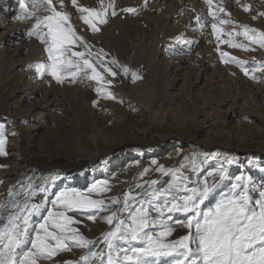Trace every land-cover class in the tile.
<instances>
[{"label": "bare ground", "instance_id": "obj_1", "mask_svg": "<svg viewBox=\"0 0 264 264\" xmlns=\"http://www.w3.org/2000/svg\"><path fill=\"white\" fill-rule=\"evenodd\" d=\"M147 1L76 0L73 5L72 0H63L61 8L60 0H53L56 10L68 14L69 22L93 52L103 49L108 54L105 60L115 58L130 69L125 75L122 67L109 64L117 72L112 77L97 63L105 80L112 81L109 86L83 73L75 81L65 74L63 83H57L47 73L41 79L30 65L50 61L40 56L44 45L35 36L25 34L35 19H16L18 0H0V132L8 138L9 164L0 171L4 179L0 202L14 195L29 157L39 159V152L52 142L67 143V136L59 139L52 135L54 128L49 122L59 111L66 120L63 125L68 124L64 134L73 129L76 133L71 144L77 154L75 162L66 165L68 169L49 166L51 173L64 174L58 175L54 183L51 181L46 192H39V203L43 201L44 206L30 218L32 228L42 220L58 190L85 188L101 177L112 176L128 163L167 156L174 149H198L209 167H226L229 182L242 173L256 188L264 186V71L254 70L264 65V48L243 36L228 35L242 32L243 25L264 32V19L253 21L242 15L244 2H233L235 16L220 18L230 23L221 27L217 40L211 25L218 23L197 0H151L153 8L142 11ZM101 3H114L118 13L113 16V9H109L107 23L98 24L100 30L93 32L81 19L87 13L78 8L99 10ZM31 8L28 6L29 11L35 10ZM129 8L135 11H124ZM48 14L44 9V16ZM229 39L251 50L224 43ZM221 52L242 61L249 75L236 62L225 63ZM131 71L142 79L133 82ZM98 87H107L116 98L140 107L147 124L127 114L97 116L90 107L88 90L104 96L96 91ZM5 89L10 92L3 101L1 93ZM177 115L185 118L175 126L172 119ZM118 121L122 122L120 127L115 125ZM102 142H106L104 146ZM29 246H22L18 252Z\"/></svg>", "mask_w": 264, "mask_h": 264}, {"label": "snow or ice", "instance_id": "obj_2", "mask_svg": "<svg viewBox=\"0 0 264 264\" xmlns=\"http://www.w3.org/2000/svg\"><path fill=\"white\" fill-rule=\"evenodd\" d=\"M210 2V0H209ZM31 3L33 9L43 7L48 15L43 17L36 15L35 11H29L28 4ZM73 5L76 0H72ZM19 14L16 19L27 21L35 19V23L26 31L28 37L35 36L46 46L48 60L50 63H37L30 67H35V71L42 79L47 73L51 75L57 83H63L65 74L73 81L85 74L86 78L97 81L99 84L111 85V80H105L104 76L97 69V63L103 67L104 72L112 77L117 75L109 64L122 67L125 75L130 69L121 66L115 58L105 60L108 55L103 49L98 52L91 50V45L85 41L84 37L77 34L73 25L69 22L68 14L56 10L53 0H18ZM60 7H63V0H60ZM109 9H113L111 14L116 15L114 3L104 5L101 3L99 10L95 8L80 7L78 11L87 13L81 19L93 32L100 29L98 24L107 23L106 15ZM248 11V6H245ZM133 12L134 9H124ZM223 12V8L220 9ZM264 15V13H261ZM215 19V13L213 14ZM256 17H253L255 19ZM197 22L200 17H196ZM230 23L221 20L220 24ZM217 40H220L222 29L216 23L211 25ZM203 28V25H201ZM242 32L230 33V36H243L252 43L264 48V32H258L247 25L242 26ZM231 47H239L242 50H251L243 44H237L229 39L224 41ZM82 46L83 51L74 50ZM70 54V56H69ZM221 58L225 63L229 60L236 62L243 69V62L235 57H229L227 53L221 52ZM74 57L75 59H72ZM95 61V62H94ZM249 75L247 69H243ZM264 71V65L254 69ZM90 73V75H89ZM133 82L142 79L135 71H131ZM256 79L255 76L251 77ZM98 93H104L106 98L115 99L114 94L107 87H98ZM7 137L0 133V156L6 155ZM232 163L231 160L228 161ZM160 171H165L161 166ZM173 177V182L168 189L176 187L181 177L177 171L169 170ZM220 180L227 178V171L221 167L217 173ZM52 179H55L53 177ZM155 183V182H153ZM252 185L250 178L241 177L240 182L233 185L234 191L224 195L219 199L214 207L201 212L200 205L204 204L217 187L216 183L209 184L207 180L198 187L183 190L188 193L180 200H176L164 207L156 206L153 201L160 195L165 194L168 189H162L152 194L150 200L135 203V197L127 193L121 200L113 198L111 204H121L119 211L127 213L126 218H120L117 212L104 217L107 224L113 227L104 235L106 246L105 251H89V254L81 259L85 264H91L93 260L104 261L107 257V264H160L161 258H171L167 264H264V186L256 188ZM46 192L47 188L39 189ZM109 190L107 182H100L88 190V193L79 191L60 192L53 208L48 211L38 227L32 228L30 218L39 213L44 206V202L33 203L30 199L23 204L14 205L16 211L7 217L5 223L0 224V264H38L40 259H50L61 251H70L72 246L88 248L92 243L79 229L72 225L78 223L73 217L67 215L70 211L81 209H97L106 211L104 200L92 199L89 193ZM258 193L254 196L252 193ZM35 193L30 192L29 197ZM5 205L0 203V209ZM151 210L159 214L152 217ZM191 213L185 220H177L181 227L189 229V233L178 240L168 242L166 238L172 234L174 228L167 224L164 219L165 212ZM0 216V221H4ZM88 219L95 221L96 216L90 215ZM157 223L164 224L165 227L157 235L146 231L150 225ZM114 241H125L128 244L139 242L141 246L133 247L131 255L125 254L121 257V250H117ZM30 244L27 251L18 252L22 246ZM195 244V248L192 245ZM197 257H199L197 259ZM65 264H72L71 261Z\"/></svg>", "mask_w": 264, "mask_h": 264}, {"label": "rangeland", "instance_id": "obj_3", "mask_svg": "<svg viewBox=\"0 0 264 264\" xmlns=\"http://www.w3.org/2000/svg\"><path fill=\"white\" fill-rule=\"evenodd\" d=\"M205 9L206 12H210V16L215 13V21L219 24L218 19L221 20L225 17L235 16V8L234 3L236 2H244L243 9L237 10V12L241 11V14L247 17L254 16V13H258L253 21H263V16L260 14L264 12V0H197ZM248 2V3H247ZM250 2V3H249ZM252 2V3H251ZM258 2V4H257ZM154 1L148 0L146 2L145 7L142 11H146L150 8H153ZM246 4V5H245ZM255 5V6H254ZM257 5H259L257 7ZM30 8L31 3H29ZM152 6V7H150ZM245 6H248L249 10L245 11ZM254 7V8H253ZM223 8V12L220 9ZM260 8V9H257ZM33 9V8H31ZM166 9V8H165ZM256 9V10H255ZM34 10V9H33ZM61 10V9H58ZM36 15L43 17L44 16V8L40 7L34 10ZM254 11V12H253ZM256 11V12H255ZM115 12L118 13V10L115 9ZM261 12V13H259ZM253 16H252V15ZM218 15V16H216ZM224 16V17H222ZM222 17V18H221ZM221 18V19H220ZM181 21L184 19L182 17L179 18ZM224 25V24H223ZM221 25L220 27H222ZM226 26V23L225 25ZM147 31L150 32V29L147 28ZM223 40V39H221ZM42 45V43L39 42ZM44 45V44H43ZM45 47V48H44ZM44 50L42 53L40 52V56L42 58L48 59V54L46 52V46L44 45ZM70 56V54H69ZM73 59V57H72ZM90 92V107L94 111L97 116L103 115L104 117L111 116L112 114H127L132 115L134 120H141L144 125L147 124V119L145 116L140 114L142 112L141 108L137 106H131L128 100L124 98H115L109 99L106 98V95L99 96L94 92L93 89L88 90ZM10 90L5 89L1 93L2 100L5 101L6 96L9 94ZM135 107V108H134ZM58 115L54 116V119L51 120L49 123L51 124V128L53 129V136L55 138H64L67 140V143L63 140L60 141V144L51 143V145L44 146L43 149L39 152L41 153V157L38 159L37 157L32 158L29 157L28 161L29 164L24 170L23 177L19 182V187L14 191V195L11 196L9 199L5 201H1L5 207L0 209V216H3L5 219L4 221H0V224L5 223L7 217L10 214H13L16 209L14 205L16 204H23L25 200L30 199L33 203L39 204L38 195L40 192V188L48 187L51 181L54 183L56 179L61 176V172H54L51 173L49 166L54 167H61L68 169L66 165L72 166L76 159V153L73 152V148L71 147L72 142L74 141L73 135L76 133L73 132V129L70 133L64 134L65 130L68 129V124L65 126L63 123H66L65 118H61V112L57 113ZM63 116V115H62ZM182 118H185L183 115H177L173 117L172 123L175 126L181 124ZM116 127H120L122 122H116ZM119 123V124H118ZM49 125V124H48ZM76 126V125H75ZM166 126V125H165ZM163 126V127H165ZM115 127V126H114ZM162 127V128H163ZM72 129V125H71ZM1 133V132H0ZM3 134V133H2ZM5 136V134H3ZM7 137V136H6ZM119 141V139L115 140ZM8 143V138H7ZM7 143H6V155L0 156V171L9 166L8 163V152H7ZM106 143V142H105ZM105 143H101L104 146ZM189 149V148H188ZM181 150V149H174L172 150L167 156H156L151 157L143 161L142 163L135 162V163H128L125 167L120 169L119 171L115 172L112 176L109 177H101L92 183H90L85 188H63L57 191L55 196L50 199L49 208L46 211L45 215L43 216L42 220L37 224L38 225L43 222V219L47 216L49 210L53 208V201H55L56 196L63 191H79L83 193H88V190L92 188L94 185H97L100 182H107V188L109 190L102 191V192H92L89 193L92 199L97 200H104L106 202V211H99L97 209H81L70 211L67 215L74 218V220L78 221V223L72 225L73 227L79 229V232L82 233L89 241L92 243L89 245L88 248H79L72 246L70 243L71 250L70 251H61L57 255L51 257L50 259H40L38 264H65L67 261H71L72 264H85V262L81 259L82 257L89 254V251H105L106 246L104 242V235L113 227L106 223L104 217L111 214L112 212H117L120 218H126L127 213L119 211L121 208V204H111V200L113 198L123 199L127 193H131L135 197V203L139 204V202L144 200H150L152 198V194L156 193L162 189H168L170 183L173 182V177L170 174L169 170L177 171L178 175L181 177L179 184L176 187H172L168 189V191L160 195L158 199L153 201L156 206L164 207L165 205H169L170 203L176 200H180L186 193L183 188L186 186L188 189H192L198 187L204 183L205 180L209 184L216 183L217 187L215 188L213 194L205 200L204 204L200 205L201 212L207 211L208 208L214 207L215 203L221 199L224 195L231 193L234 191L233 185H236L240 182V178L243 177V174H238L239 177L229 182L228 179H224L223 181L220 180L218 175H214L218 172V170L223 167L220 164L215 166L209 167V162L204 159L202 153L198 149L190 148L189 150ZM72 150V152H71ZM37 153V152H36ZM51 153L52 158L48 155ZM70 157H68V155ZM73 154V155H72ZM70 162H69V161ZM211 165V164H210ZM163 167L165 171H160V167ZM208 169L205 172V169ZM71 168V167H70ZM226 169V167H224ZM70 170V169H69ZM227 171V170H226ZM60 173V174H59ZM228 173V171H227ZM59 175V176H58ZM55 177V180L52 179ZM54 180V181H53ZM4 181L3 178L0 177V193L2 192V182ZM155 182V183H153ZM48 184V185H47ZM47 185V186H46ZM253 185H249L252 187ZM35 193L34 196L29 197V193ZM254 196L258 193H252ZM90 215H95V221L88 219ZM152 217H157L159 214L154 210H151ZM191 213H184V212H165L164 219L166 220L167 224L174 228V231L170 236L166 238L168 242L178 240L179 238L187 235L189 233V229L185 227H181L179 224L176 223L177 220H185L187 217H190ZM165 225L157 223L155 225H150L146 231L150 234L157 235L160 231L164 229ZM117 250H121V257L125 254L127 250V254L131 255V250L133 247L141 246L139 242H133V244H128L125 241H114ZM31 245L28 247L30 248ZM195 248V244L192 245ZM28 248L24 251H27ZM199 257H197L198 259ZM171 258L163 257L161 258L160 264H167ZM91 264H107V257H105L104 261L100 260H93Z\"/></svg>", "mask_w": 264, "mask_h": 264}]
</instances>
